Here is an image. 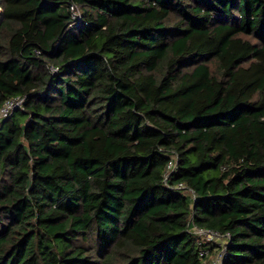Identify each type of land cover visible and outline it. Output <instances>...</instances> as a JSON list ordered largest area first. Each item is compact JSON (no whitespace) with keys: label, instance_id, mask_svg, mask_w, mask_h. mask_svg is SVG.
Returning <instances> with one entry per match:
<instances>
[{"label":"trees","instance_id":"16d2710c","mask_svg":"<svg viewBox=\"0 0 264 264\" xmlns=\"http://www.w3.org/2000/svg\"><path fill=\"white\" fill-rule=\"evenodd\" d=\"M0 5V264H264V0Z\"/></svg>","mask_w":264,"mask_h":264},{"label":"built area","instance_id":"2783aa9c","mask_svg":"<svg viewBox=\"0 0 264 264\" xmlns=\"http://www.w3.org/2000/svg\"><path fill=\"white\" fill-rule=\"evenodd\" d=\"M70 12L72 14V17L74 19H79V13L78 9L75 6L69 7ZM3 17V10L0 5V21ZM51 71H54L53 68H50ZM25 96H15L12 98L6 99L1 105H0V128L4 121H6L13 113H15L18 110H22L24 107L25 102ZM194 232L196 236L198 237V242L201 243H208V244H214L219 243L221 245V250L219 252H216V254L211 255L208 259L207 264H222L223 259L225 258V250L224 245L226 243V238L228 236L221 237L216 232L212 231H202L194 228ZM208 250L201 248L200 249V256L201 257H207Z\"/></svg>","mask_w":264,"mask_h":264},{"label":"rangeland","instance_id":"374dc122","mask_svg":"<svg viewBox=\"0 0 264 264\" xmlns=\"http://www.w3.org/2000/svg\"><path fill=\"white\" fill-rule=\"evenodd\" d=\"M218 245L221 246L219 243H218ZM214 254H216V251H215V253H213L212 255H214Z\"/></svg>","mask_w":264,"mask_h":264}]
</instances>
